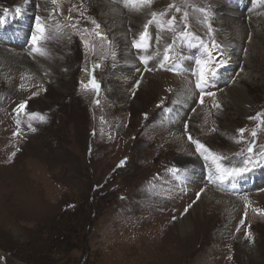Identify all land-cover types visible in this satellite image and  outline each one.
Segmentation results:
<instances>
[{
    "label": "rangeland",
    "instance_id": "rangeland-1",
    "mask_svg": "<svg viewBox=\"0 0 264 264\" xmlns=\"http://www.w3.org/2000/svg\"><path fill=\"white\" fill-rule=\"evenodd\" d=\"M27 1L0 0V47L28 48L39 16L54 52L39 79L25 54L21 65L31 71L3 60L0 264H264V0H153L139 11L143 26L126 2L107 0L122 9L116 41L94 1ZM25 4L29 12L12 15ZM56 5L76 9L69 17ZM165 10L156 18L162 27L148 25V46L134 47L151 12ZM233 20L243 37L231 30L225 41L221 28ZM204 46L215 75L201 89L193 69L207 58ZM189 136L224 168L254 167L210 183L216 163Z\"/></svg>",
    "mask_w": 264,
    "mask_h": 264
},
{
    "label": "bare ground",
    "instance_id": "bare-ground-1",
    "mask_svg": "<svg viewBox=\"0 0 264 264\" xmlns=\"http://www.w3.org/2000/svg\"><path fill=\"white\" fill-rule=\"evenodd\" d=\"M21 1V0H20ZM24 1V0H23ZM29 1V0H28ZM27 1V2H28ZM85 1H94V2H96L97 4V7L96 8H98V11H99V13H100V15L103 17V19H104V21H105V25H107L108 26V28L109 29H111V35L113 36V38H114V40L116 41L119 37H120V35H123V33L121 34V32H120V30H122V28L121 29H119V21L121 20V10L122 9H120V8H118V6L116 5V4H114V3H111L110 1H107V0H85ZM126 2V0H122L121 2ZM120 2V1H119ZM86 4V3H85ZM57 6V8L59 9V10H61V11H63V10H65L66 8H67V15H69V17L70 16H72V14L75 12V9H76V6L75 5H72V6H68L67 5V7L66 6H64V5H62V6H59V5H56ZM84 6V5H83ZM95 6V5H94ZM18 6H16V8H17ZM21 9H22V11H21V13H24V14H26L27 12H29V10H31V9H29L28 7H27V4H25V6L23 5V6H19ZM31 7V6H30ZM85 7V6H84ZM124 7V6H123ZM15 7H14V9L12 10L13 12H12V15L13 16H15V17H18L20 14H16V12H15V9H16ZM47 8V10H48V13H50V8L49 7H46ZM167 8V7H166ZM61 11L59 12V15H61ZM222 11V10H221ZM125 13V12H124ZM57 15V14H56ZM58 15V16H59ZM137 20H135V21H140V20H142V22L140 23V25L141 26H143L144 25V23H145V21H143V20H145L144 19V16H145V13H142V12H138L137 13ZM78 16V15H77ZM79 16H80V18L82 17V14L80 13L79 14ZM146 17V16H145ZM123 18V17H122ZM60 19V17H58L57 18V20H59ZM88 19L89 20H91V18L88 16ZM125 19V18H124ZM22 20V19H21ZM46 20L47 21H49V15L48 16H46ZM146 21H148V20H146ZM80 22V21H79ZM134 22V21H133ZM74 23H78V22H76V20H74ZM136 23H138V22H136ZM165 23V22H164ZM229 23V22H228ZM132 24V23H131ZM86 25V24H85ZM138 25V24H137ZM24 26V25H23ZM140 26V27H141ZM151 26V25H150ZM157 26V25H156ZM26 27V26H25ZM95 27V26H94ZM122 27V26H121ZM136 28H137V26H136ZM142 28V27H141ZM86 29H88L89 31H91V29H89V28H87L86 27ZM96 29V28H95ZM164 29V28H163ZM142 30V29H141ZM165 30V29H164ZM221 30H222V33L224 34V39H225V41H227V40H230V38H229V35H230V31L232 30L233 32H231V33H233V34H235V36H234V38H241V36H242V34H243V26H242V23L240 22V21H238V20H233V22L232 23H230L228 26H222V28H221ZM110 31V30H109ZM137 31V30H136ZM156 31V30H155ZM158 31V30H157ZM163 31V30H162ZM144 32V31H143ZM159 32V31H158ZM164 32V31H163ZM170 32V31H169ZM168 32V33H169ZM12 33V32H11ZM128 33V32H127ZM132 33V32H131ZM17 34V33H16ZM28 34V33H27ZM138 34V33H137ZM136 34V35H137ZM4 35V34H3ZM37 35H38V33H37ZM86 35V34H85ZM33 36V35H32ZM31 37V36H30ZM138 37V36H137ZM161 37V36H160ZM243 37V36H242ZM19 38V37H18ZM23 38V37H22ZM121 38V37H120ZM15 39V38H14ZM154 39H155V37H154ZM237 40V39H236ZM154 41V40H153ZM44 42H46V38H44V39H42V40H40L39 41V43H38V45H36V46H38L39 48H41L43 51H44V55H40L39 53H37V52H35V51H33V47H34V45H33V41H32V37H31V42H30V44H29V46H28V48L26 47V49L24 48L23 50H20V49H9V47H6V46H2L3 48H1L0 47V72L3 74V60H5V59H9L10 61H12L13 63L12 64H14V65H16L17 67H21L22 69L24 68V70L25 71H31V69L30 68H28V67H26V66H22L21 65V61H20V57L21 58H23L22 57V55L23 54H25L26 55V59L27 60H29V63H30V65L32 66V68H33V71H31V72H34V76H35V78H40L41 76H48L49 75V69H47L46 67H44L45 65L44 64H49V63H52V53L54 52V48H52V47H50V46H48V48L45 46V44H44ZM65 43H66V41H65ZM117 44V43H116ZM120 48V47H119ZM162 48V47H161ZM114 49V48H113ZM121 49V48H120ZM142 49H145V48H142ZM147 50V49H146ZM57 51V50H56ZM164 51H166V50H164ZM146 52V51H145ZM118 53H119V51H118ZM161 53V52H160ZM264 50L262 51V53L260 54V56H262L263 58H264ZM130 54H132V53H130ZM115 55H117V49H115ZM118 56V55H117ZM157 57L159 56V55H156ZM259 56V57H260ZM140 57V56H139ZM122 58V57H121ZM160 58H161V56H160ZM159 58V59H160ZM198 58L199 59H205V57L204 56H198ZM124 59V58H123ZM226 59H227V61L229 62L228 64H230V66H235L236 65V63H237V59L236 58H233L230 54H228L227 55V57H226ZM25 60V59H24ZM182 60V59H181ZM132 61V60H131ZM137 61V60H136ZM153 61V60H152ZM158 61V60H157ZM5 62V61H4ZM128 62V61H127ZM133 62V61H132ZM115 63H117V62H115ZM130 63V62H129ZM181 63V62H180ZM8 64V63H7ZM54 64V63H53ZM57 64V63H56ZM133 64V63H132ZM184 67L185 66H188V62L186 61V60H184V61H182V63H181ZM123 66V65H122ZM49 68V67H48ZM9 69V68H8ZM129 70V69H128ZM195 72H197V64H196V62H195V65H194V69H193ZM13 71V70H12ZM15 71V70H14ZM230 71V70H229ZM127 72V71H126ZM227 72V71H226ZM132 73H133V71H132ZM132 73L130 74V75H132ZM12 74V73H11ZM124 75V74H123ZM227 75V74H226ZM130 76H129V74H127V78H129ZM126 80V79H125ZM179 81V80H178ZM209 81V80H208ZM208 83V82H207ZM230 90H231V93H230ZM229 91H227V94L229 95H231V96H234L235 95V93H237V91H236V89H233V87H231V89H230ZM233 91V92H232ZM238 94H241V93H238ZM185 95H186V93H185V91H182V89L177 93V98H178V103H180L181 104V106H183L185 109L186 108H188V106L189 105H191V103H190V100L191 99H189V96H188V99H183V97H185ZM189 95V94H188ZM239 96H242V98H243V94L242 95H239ZM237 98V97H236ZM235 98V99H236ZM233 99H234V97H233ZM240 99V98H239ZM242 102V103H241ZM239 104H241L243 107H245L246 108V104H247V102H246V99L245 98H243V100L241 101ZM175 112V111H174ZM183 112V111H182ZM201 115V114H200ZM179 133V132H178ZM180 135H182V134H180ZM178 136V135H177ZM140 155H142V152L140 153ZM137 159V158H136ZM142 159V158H141ZM204 159V158H203ZM249 161H250V159H249ZM264 162V159H262V160H259L258 161V163H260V162ZM206 162V161H205ZM250 163V164H249ZM249 163H247L248 164V166H247V168L246 167H243L242 169H245L244 171H242V173H247L248 171H247V169H249V168H251L250 170H252L253 168L252 167H254L253 166V163H252V160L249 162ZM257 163V162H256ZM255 163V164H256ZM142 164V163H141ZM205 164V163H204ZM239 164V163H238ZM244 164V163H243ZM198 165V164H197ZM207 166H209V164L207 163ZM240 166V165H239ZM262 166H264V163L262 164ZM207 168V167H206ZM262 168V167H261ZM261 168H259L261 171H262V169ZM256 169H258V168H256ZM191 170H193V169H191ZM200 170V169H199ZM204 170V169H203ZM259 170V171H260ZM198 171V170H197ZM217 172V171H216ZM207 175L209 176V175H211L212 176V178H213V180H214V177H215V182L216 183H218V180L220 179V178H218L219 177V175H214L213 176V174L211 173V172H208V170H207ZM260 173V172H259ZM241 175V174H240ZM262 177H259V178H263L264 177V171H263V173H262ZM244 176H246V175H243V177ZM252 176V175H251ZM254 176V175H253ZM247 177V176H246ZM228 178V177H227ZM239 179V178H238ZM253 179H255V178H253ZM193 180V179H192ZM243 180V179H242ZM249 180V179H248ZM220 185V184H219ZM207 194L209 195V196H213L215 193H213L211 190L210 191H208L207 192ZM225 207H226V205H225ZM230 207H232L231 208V210L233 211V209H234V205H233V203L232 204H229L227 207H226V209H229ZM230 210V209H229ZM229 210H227V211H229ZM155 216H161V217H164V215L161 213V211L160 212H155V213H153L152 215H150L149 217H147V219H150V218H152V217H155ZM246 224H247V229L249 230H251V228H252V224H251V222H248V221H246ZM246 224H245V227H246ZM164 235H165V237H164ZM166 240H167V234H163V240L161 241V242H159V245L160 244H166ZM158 245V246H159ZM257 247V246H256ZM164 248V246H162V248L161 249H163ZM218 253H216V255H217ZM212 255V254H211ZM214 255V254H213ZM219 255V254H218ZM261 256H262V258L264 259V252L263 253H261ZM245 257H248V256H246L245 255ZM209 257H207V259H208ZM247 263L248 264H254V263H252V261L251 260H249V258H247ZM256 264H260V263H256Z\"/></svg>",
    "mask_w": 264,
    "mask_h": 264
},
{
    "label": "snow or ice",
    "instance_id": "snow-or-ice-1",
    "mask_svg": "<svg viewBox=\"0 0 264 264\" xmlns=\"http://www.w3.org/2000/svg\"><path fill=\"white\" fill-rule=\"evenodd\" d=\"M52 3H56V0H52ZM153 4V0H126V6L132 8L134 11H142L145 8H151ZM175 7V5H169V8H173ZM8 9H5L4 12H8ZM22 11V9L20 7H17L15 9L16 14H20ZM176 11H180L179 8H176ZM201 12L205 13V19H207L208 13L205 9H200ZM167 15V10H165L164 12L161 13H157V12H151V16H152V20L148 21L147 24H145V31L142 32L140 34L139 40L138 41H134L133 45L134 47L141 49V48H146L147 45V40L149 39L148 34H147V28L149 24L152 23H157L158 26L162 27V25L159 24V21H157V16H166ZM185 18L187 17V13H184ZM36 33L33 34L32 36V41H33V51L39 53L40 55H44V51L39 48L38 43L40 40L44 39V32H45V28L44 26L41 24V17L37 16L36 18ZM175 21V17L170 18L167 23L171 26L174 24ZM0 23H3L2 20H0ZM93 23H95V21H93ZM97 27H99V25H97ZM209 30L211 31V25H208ZM38 33V35H37ZM183 35L185 37L191 36V33H183ZM213 48H219V45H216L215 42L213 41ZM204 52L207 53V58L206 59H197L196 60V64H197V83H196V87L203 89V87L207 84L208 79L210 76L215 75V71H214V66H213V56L212 53L209 51L207 46H204ZM170 57L167 55V50H166V54L164 56V61L169 60ZM144 63L147 64V59L144 60ZM150 71V69H149ZM97 90L99 88V85H93ZM208 95H214V93H208ZM25 107V103H22L21 105L18 106L17 111H22ZM218 107V105H217ZM33 131H35V129H33ZM241 133L244 132L243 129L240 130ZM253 136L256 135L255 131H253L252 133ZM189 140L196 146V150L197 152H200L201 155H204V153H208V155L204 156L205 159H208L209 157H212L213 162L216 163V167H217V172L220 174L218 178H223L226 175H233L235 173H239L244 171L245 169H228V168H224L221 164L218 163V161H220L221 159H223L222 157H219L217 155H215L214 153H211L203 144L199 143L198 141L192 139L191 136H189ZM248 151L251 152L252 148L249 147ZM13 155H15V153H13ZM125 163L124 160H122L120 162V165H118V167L123 166ZM173 173H175L176 171H178V169H172L171 170ZM209 182H214L213 178L211 175H209ZM243 223V221L241 222ZM250 236V233L248 234Z\"/></svg>",
    "mask_w": 264,
    "mask_h": 264
}]
</instances>
